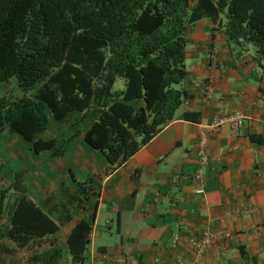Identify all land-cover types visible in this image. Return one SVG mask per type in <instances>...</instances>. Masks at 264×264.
Returning a JSON list of instances; mask_svg holds the SVG:
<instances>
[{"label": "crops", "instance_id": "0c3cea01", "mask_svg": "<svg viewBox=\"0 0 264 264\" xmlns=\"http://www.w3.org/2000/svg\"><path fill=\"white\" fill-rule=\"evenodd\" d=\"M185 42L183 105L160 133L111 173L106 174L104 156L83 135L62 157L50 158V151L34 156L28 142L0 129V264H38L28 257L65 246L74 224L91 216L86 264H264V70L251 50L238 48L207 20L188 26ZM206 84L213 88L209 101L203 96ZM234 111L243 115L242 126L209 132L207 152L219 160L195 180L202 131L217 113ZM78 128L75 122L51 121L41 137L62 147ZM23 170L30 171L21 190L12 188L13 174ZM90 177L98 195L80 207L69 203L71 218L60 225V187L79 196L78 183ZM23 197L59 226L56 233L32 240V251L6 236ZM251 203L255 211L248 214ZM206 232L231 238L217 237L197 255L189 240ZM64 250L60 264H69L66 246Z\"/></svg>", "mask_w": 264, "mask_h": 264}, {"label": "trees", "instance_id": "16d2710c", "mask_svg": "<svg viewBox=\"0 0 264 264\" xmlns=\"http://www.w3.org/2000/svg\"><path fill=\"white\" fill-rule=\"evenodd\" d=\"M204 20L238 48L251 50L264 70V0H0V82L14 79L22 93L0 97V129L28 142L34 156L50 151V158L62 157L83 135L104 156L106 174L115 171L183 105L185 30ZM117 79L122 89L114 88ZM72 114L79 128L62 147L42 139L51 119L63 122ZM29 171L15 172L11 187L21 190ZM93 184L91 177L79 182V196L60 187V225L71 218L69 203L80 207L98 195ZM92 221L79 220L70 230L69 264H86ZM58 230L23 197L6 236L24 248ZM61 258L60 248L33 257L38 264H60Z\"/></svg>", "mask_w": 264, "mask_h": 264}, {"label": "built area", "instance_id": "2783aa9c", "mask_svg": "<svg viewBox=\"0 0 264 264\" xmlns=\"http://www.w3.org/2000/svg\"><path fill=\"white\" fill-rule=\"evenodd\" d=\"M215 57L216 53L213 52L211 61L215 64ZM203 96L206 101H209L212 98L213 94V88L210 84H206L204 90H203ZM186 105V103H185ZM244 117L239 111H234L231 114L228 115H222L221 113H217L212 122L209 124V126L204 128V131H202L200 140L197 145L196 149V155L199 161V168L197 171L194 172L193 178L197 181H200L202 179V170L207 169L212 162L218 161L219 158L212 157L207 152V147L209 143V132L215 129H218L224 125H230L232 128L237 130L242 126ZM199 192H203L202 190H199ZM255 211L254 205L251 203L247 206L246 212L248 214H252ZM217 237H224V238H231V234L229 233H223L221 235H213L210 233H204L201 237L197 239H190L189 243L192 249L196 252L197 255L201 254V252L208 247L211 243H213ZM178 242V238L175 237L173 239V244H176ZM172 264H194V263H188L184 261H175Z\"/></svg>", "mask_w": 264, "mask_h": 264}, {"label": "rangeland", "instance_id": "374dc122", "mask_svg": "<svg viewBox=\"0 0 264 264\" xmlns=\"http://www.w3.org/2000/svg\"><path fill=\"white\" fill-rule=\"evenodd\" d=\"M122 87H123V80L122 79H117L114 88L115 89H122ZM3 96H6V97L12 98V99L22 96L21 92L18 90V88L16 86V83H15L14 79H10L6 83L0 82V97H3ZM75 119H76V114H72L64 122H67V123L70 122L73 125V122H75ZM51 121L53 122L52 119H51ZM61 124H63V123H61ZM58 243H60V241H58ZM60 244H61V246L59 248L62 251V258H63L64 257V253H65V250H64L65 249V246H64V244L62 245V243H60ZM35 246H36V244L29 245L28 250H30V251L35 250ZM51 250L52 249H50L48 251H45V252H42V254L43 253H46V252H50ZM11 255H14V254L12 253ZM37 255L29 256L27 261L28 262H30L32 260L34 261L33 257H36Z\"/></svg>", "mask_w": 264, "mask_h": 264}]
</instances>
